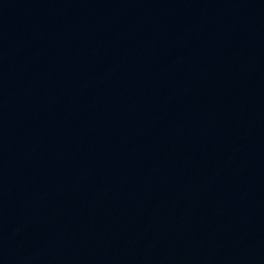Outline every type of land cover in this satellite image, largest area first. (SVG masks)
<instances>
[{"label":"water","instance_id":"1","mask_svg":"<svg viewBox=\"0 0 264 264\" xmlns=\"http://www.w3.org/2000/svg\"><path fill=\"white\" fill-rule=\"evenodd\" d=\"M189 264H264V201Z\"/></svg>","mask_w":264,"mask_h":264}]
</instances>
